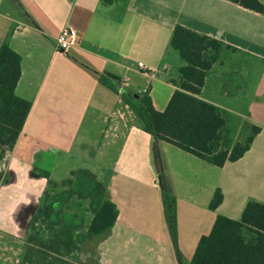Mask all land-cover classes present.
I'll use <instances>...</instances> for the list:
<instances>
[{"label": "crops", "instance_id": "0c3cea01", "mask_svg": "<svg viewBox=\"0 0 264 264\" xmlns=\"http://www.w3.org/2000/svg\"><path fill=\"white\" fill-rule=\"evenodd\" d=\"M259 1L262 13L228 0H0V46L7 41L20 56L14 91L31 102L14 147L0 162V264H19L27 246L76 264H178L163 212L161 175L175 197L177 245L186 262L217 214L238 219L249 199L264 203V0ZM177 24L235 48L221 52L197 95L224 111H231L225 102L237 96L232 90L237 82L229 78L228 87L218 84V91L206 93L210 73H235L236 62L251 69L260 65L246 113L239 115L260 131L242 157L220 167L154 139L119 94L98 81L103 72L113 74L119 93L138 101L144 94L155 110H164L183 64L169 44ZM65 27L75 37L62 51L55 42ZM227 53L231 64L224 65ZM93 127L99 143L86 139ZM77 142L114 151L101 197L116 205L118 215L98 239L86 237L94 209L88 221L80 220L82 197L65 195L68 188L35 166L51 154L69 157ZM217 188L222 202L211 210ZM36 216L70 226L74 249L54 253L29 239Z\"/></svg>", "mask_w": 264, "mask_h": 264}, {"label": "trees", "instance_id": "16d2710c", "mask_svg": "<svg viewBox=\"0 0 264 264\" xmlns=\"http://www.w3.org/2000/svg\"><path fill=\"white\" fill-rule=\"evenodd\" d=\"M246 9L262 13L259 0H228ZM183 64L178 69V89L174 90L162 111L153 108L148 96L140 101L131 93H119V79L108 72L98 81L119 94L140 122V128L156 140L168 142L206 162L223 166L238 160L250 148L260 127L243 123L248 130L242 140L234 139L227 125L226 111L197 95L212 65L220 61L224 49L234 50L224 42L175 25L169 40ZM21 73L20 56L7 41L0 46V162L14 147L31 102L15 94ZM163 212L178 264H264V203L249 199L238 219L217 214L208 234L199 238L191 259L186 262L177 245L176 202L161 175ZM102 195V194H101ZM98 196L97 207L87 227L86 237L96 239L108 234L118 210L108 198ZM222 192L215 189L208 207L215 210L222 202ZM19 264H76L41 248L27 246Z\"/></svg>", "mask_w": 264, "mask_h": 264}, {"label": "rangeland", "instance_id": "374dc122", "mask_svg": "<svg viewBox=\"0 0 264 264\" xmlns=\"http://www.w3.org/2000/svg\"><path fill=\"white\" fill-rule=\"evenodd\" d=\"M229 57V53L224 55V65L231 64ZM235 65V73L222 72L219 74L216 70L212 71L208 77L205 92L218 91L220 84H225L228 87L229 78L232 79V82H237L238 87L232 88V90L237 91V96L228 95L227 101L229 102H225L231 110L226 111V117L227 125L233 138L242 140L246 133H248V130L243 126L246 120H242L239 115L246 113L244 111L246 98L249 97L258 79L260 65H254L253 69L250 68V65L248 67L247 65H238V62ZM97 130L98 127H93L86 139L91 140L95 138L96 142L99 143L101 136L97 135ZM95 144L93 145L92 142H88L85 144L86 147H84L77 142L69 157L51 154L46 159L36 160L35 164L38 171L40 169L50 171L54 180H59L58 187L68 188L64 191L65 195L71 194L69 196H73L79 194V197H82V199H78V204L81 205L78 212L80 214V220L84 217L86 221L90 219L92 210L97 207V197L103 193L104 186L107 182L108 170L112 167V156L114 154L111 148H106L104 153L100 152V150L95 151L97 146ZM77 187L79 189L75 190ZM87 191L89 192V196L87 195ZM92 191L94 192L93 198L90 195L93 193ZM86 201H88V214L84 213L85 211L82 207H87L86 204H83L87 203ZM78 225L81 226L82 224L79 223ZM70 230V226L56 223L54 217L51 218L49 216L47 219L39 222L38 216H36L29 234V239H35L40 243V247L53 251L54 253L56 251L70 253L75 245L74 240L70 237Z\"/></svg>", "mask_w": 264, "mask_h": 264}, {"label": "built area", "instance_id": "2783aa9c", "mask_svg": "<svg viewBox=\"0 0 264 264\" xmlns=\"http://www.w3.org/2000/svg\"><path fill=\"white\" fill-rule=\"evenodd\" d=\"M75 37L74 31L70 28H63L56 37V48L58 50L66 51L70 44L73 42ZM138 66L142 69H145L142 63H138Z\"/></svg>", "mask_w": 264, "mask_h": 264}]
</instances>
